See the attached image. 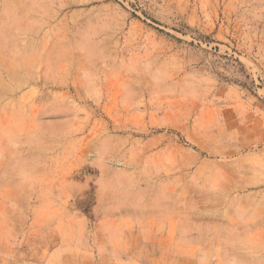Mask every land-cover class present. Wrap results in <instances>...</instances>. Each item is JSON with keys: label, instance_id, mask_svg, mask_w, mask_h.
Listing matches in <instances>:
<instances>
[{"label": "rangeland", "instance_id": "obj_1", "mask_svg": "<svg viewBox=\"0 0 264 264\" xmlns=\"http://www.w3.org/2000/svg\"><path fill=\"white\" fill-rule=\"evenodd\" d=\"M0 264H264V0H0Z\"/></svg>", "mask_w": 264, "mask_h": 264}]
</instances>
